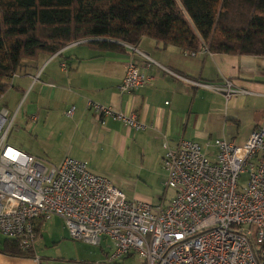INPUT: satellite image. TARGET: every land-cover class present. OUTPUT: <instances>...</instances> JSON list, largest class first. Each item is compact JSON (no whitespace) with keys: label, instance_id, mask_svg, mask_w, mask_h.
<instances>
[{"label":"built area","instance_id":"obj_1","mask_svg":"<svg viewBox=\"0 0 264 264\" xmlns=\"http://www.w3.org/2000/svg\"><path fill=\"white\" fill-rule=\"evenodd\" d=\"M202 52L208 53L206 47ZM150 80L132 58L117 89L131 94ZM37 81L38 75L31 84ZM191 84L225 97L250 95L232 90L228 82ZM86 108L101 123L107 118L135 131L146 128L135 113L115 112L90 100ZM16 113L0 108V234L22 251L33 250L37 221L57 217L73 241L100 246L105 239L111 251L107 264L134 255L141 264H264V122L242 146L224 139L165 146L163 186L172 197L153 206L128 199L84 161L65 157L46 165L8 145ZM73 113L71 107L66 116ZM243 176L247 180L241 185Z\"/></svg>","mask_w":264,"mask_h":264},{"label":"crops","instance_id":"obj_2","mask_svg":"<svg viewBox=\"0 0 264 264\" xmlns=\"http://www.w3.org/2000/svg\"><path fill=\"white\" fill-rule=\"evenodd\" d=\"M131 48L126 47L125 53H99L80 43L72 44L52 57L23 61L15 79L18 89L23 91V86L31 87L32 79L38 75L33 84L37 112L31 109L26 117L35 123L32 130L45 142L54 144L48 136L50 131L56 132L58 141H62L63 155L52 165L65 157L84 161L94 173L114 179L115 186L128 199L165 205L172 197V192L163 186L165 146L174 147L182 140L203 145L217 139L242 146L251 132L263 124L264 57L209 52L191 56L149 38H141ZM140 54L155 64L148 63ZM132 58L151 80L144 88L122 94L117 87L125 65ZM192 82L206 85L228 82L232 90H247L250 95L232 92L225 97ZM89 100L115 112L135 113L146 128L135 131L107 118L101 123L86 108ZM71 107L74 113L69 118L66 112ZM39 120L43 125L38 126ZM114 159L123 162L125 171L135 177L119 180L109 174L107 168ZM50 220L36 223L38 239L32 250L33 258L0 253V264H42L41 260L48 257L37 256L36 248L41 231ZM4 240L0 234V248ZM129 260L124 258L122 263Z\"/></svg>","mask_w":264,"mask_h":264},{"label":"trees","instance_id":"obj_3","mask_svg":"<svg viewBox=\"0 0 264 264\" xmlns=\"http://www.w3.org/2000/svg\"><path fill=\"white\" fill-rule=\"evenodd\" d=\"M141 38L189 54L264 57V0H0V98L23 61L78 42L125 53ZM0 253L33 258L10 240Z\"/></svg>","mask_w":264,"mask_h":264},{"label":"rangeland","instance_id":"obj_4","mask_svg":"<svg viewBox=\"0 0 264 264\" xmlns=\"http://www.w3.org/2000/svg\"><path fill=\"white\" fill-rule=\"evenodd\" d=\"M18 80L13 77L6 80L8 89L0 98V108L4 107L10 112H14L17 107L16 117L14 119L11 132L8 137V145L26 153L36 156V158L46 165L56 164L60 156L63 155L62 141H58L56 132H49V139H53L52 145L45 142L39 133L32 130L35 123L29 121L26 114L29 110L37 112L35 98V89L33 85L24 87L23 91L18 89ZM30 93V95H29ZM38 115V113H36ZM63 117L61 121H64ZM38 126L43 125L42 121L37 122ZM54 133L52 136L51 134ZM125 164L114 159L107 168V172L119 180L133 179L134 173L125 171ZM112 182L114 179L108 177ZM247 180L243 176L240 180L244 185ZM170 193V192H169ZM169 193L167 195L169 196ZM100 247L93 246L80 241H73L69 238L62 221L59 218H51L47 226L41 231V240L37 243V256L46 255L48 258L42 259V264H107L106 254H110V244L103 239ZM55 248V249H54ZM47 249L48 252H45ZM124 264H141L137 256H133Z\"/></svg>","mask_w":264,"mask_h":264}]
</instances>
